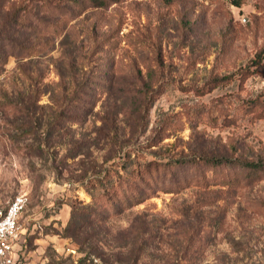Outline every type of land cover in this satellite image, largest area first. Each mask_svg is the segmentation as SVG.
<instances>
[{"label":"rangeland","instance_id":"374dc122","mask_svg":"<svg viewBox=\"0 0 264 264\" xmlns=\"http://www.w3.org/2000/svg\"><path fill=\"white\" fill-rule=\"evenodd\" d=\"M263 45L264 0H0V210L26 199L16 264H264V178L111 217L100 185H136L126 174L149 161L264 157V119L243 111L264 75L196 94Z\"/></svg>","mask_w":264,"mask_h":264},{"label":"trees","instance_id":"16d2710c","mask_svg":"<svg viewBox=\"0 0 264 264\" xmlns=\"http://www.w3.org/2000/svg\"><path fill=\"white\" fill-rule=\"evenodd\" d=\"M29 1L38 2L52 12L56 10L70 12L73 9L81 12L88 7H107L117 3L119 0ZM173 1L162 0L167 5ZM230 3L235 7H240L242 0H230ZM22 17L18 16L17 21H23ZM2 39L5 40V37L2 36ZM1 50L2 48H0V67L7 62V55ZM259 74L264 75V45L248 61L239 66L236 72L211 78L200 90H196V94L199 96L204 95L219 86H226L232 81L237 82V87L240 90L250 76ZM260 98L258 96L245 102L243 107L244 113L252 115L256 120L264 119V96L260 95ZM208 173H210V176H208ZM131 174L133 175L132 179H137L136 185L129 186L122 183V187L116 188L113 185L100 184L102 185L103 196L109 205V212H107L106 217L118 215L121 211L139 205L145 200L156 196L158 192L179 193L191 185H205L203 187L219 186L229 189L251 185L264 178V157L250 160L235 157L234 155L229 157L207 155L189 160L149 161L141 168H134L129 174H126L125 178L131 177ZM119 189L120 191L118 192ZM92 217L95 219L94 216ZM76 229H78L77 226Z\"/></svg>","mask_w":264,"mask_h":264},{"label":"built area","instance_id":"2783aa9c","mask_svg":"<svg viewBox=\"0 0 264 264\" xmlns=\"http://www.w3.org/2000/svg\"><path fill=\"white\" fill-rule=\"evenodd\" d=\"M26 204L22 195L15 196L0 210V264H16L14 242L18 236V219Z\"/></svg>","mask_w":264,"mask_h":264}]
</instances>
